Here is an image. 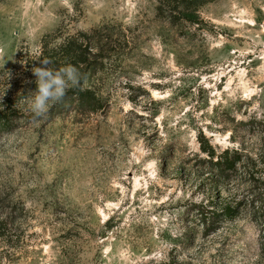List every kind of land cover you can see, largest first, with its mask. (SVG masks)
Wrapping results in <instances>:
<instances>
[{
	"label": "rangeland",
	"instance_id": "374dc122",
	"mask_svg": "<svg viewBox=\"0 0 264 264\" xmlns=\"http://www.w3.org/2000/svg\"><path fill=\"white\" fill-rule=\"evenodd\" d=\"M157 6L0 0V264H264V0ZM83 34L103 63L34 119Z\"/></svg>",
	"mask_w": 264,
	"mask_h": 264
},
{
	"label": "trees",
	"instance_id": "16d2710c",
	"mask_svg": "<svg viewBox=\"0 0 264 264\" xmlns=\"http://www.w3.org/2000/svg\"><path fill=\"white\" fill-rule=\"evenodd\" d=\"M157 15L163 18L169 19L173 24L181 23H196L198 21V10L201 6L206 3L215 0H157ZM96 31V30H95ZM83 38L72 37L64 46L61 47L63 50V57L60 58L59 62H55L56 69L65 66V59L67 60V65L71 64L79 69L80 73V85L73 88V90H82L84 86V81L88 72L93 67L96 62L103 63L104 56L101 54L100 50L94 46V42L99 39L96 36L90 34H83ZM86 43L88 46H85ZM204 151L210 155L213 159L216 158L218 164L225 166L228 161L227 156H221L216 154L213 148L204 149ZM227 152V151H225ZM231 169V168H230ZM246 173H250L247 171Z\"/></svg>",
	"mask_w": 264,
	"mask_h": 264
},
{
	"label": "clouds",
	"instance_id": "9594fccd",
	"mask_svg": "<svg viewBox=\"0 0 264 264\" xmlns=\"http://www.w3.org/2000/svg\"><path fill=\"white\" fill-rule=\"evenodd\" d=\"M50 61L43 60L39 67H33L36 89L27 98L28 108L34 119L46 116L50 107L62 101L66 92L80 85L79 69L71 64L58 69L50 67Z\"/></svg>",
	"mask_w": 264,
	"mask_h": 264
}]
</instances>
